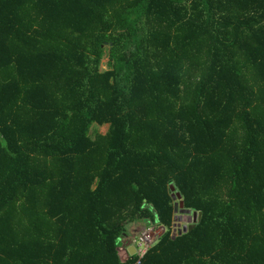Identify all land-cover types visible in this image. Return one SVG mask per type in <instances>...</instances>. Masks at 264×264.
I'll return each instance as SVG.
<instances>
[{"label": "trees", "instance_id": "trees-1", "mask_svg": "<svg viewBox=\"0 0 264 264\" xmlns=\"http://www.w3.org/2000/svg\"><path fill=\"white\" fill-rule=\"evenodd\" d=\"M136 223L142 264H264V0H0V264H123Z\"/></svg>", "mask_w": 264, "mask_h": 264}, {"label": "built area", "instance_id": "built-area-1", "mask_svg": "<svg viewBox=\"0 0 264 264\" xmlns=\"http://www.w3.org/2000/svg\"><path fill=\"white\" fill-rule=\"evenodd\" d=\"M184 224L175 222L172 226V236L175 238L183 229ZM165 229L158 224H150L149 227L142 228L138 235L133 238H125L120 240V245L117 248V255L120 262L127 263L130 259H135V264H142L144 258L149 251L158 244L161 237L164 235ZM134 248V255L129 254V250Z\"/></svg>", "mask_w": 264, "mask_h": 264}, {"label": "water", "instance_id": "water-1", "mask_svg": "<svg viewBox=\"0 0 264 264\" xmlns=\"http://www.w3.org/2000/svg\"><path fill=\"white\" fill-rule=\"evenodd\" d=\"M172 198L177 202L176 208L180 207V209H183L184 202L182 200V196L180 193L176 192L175 189L172 187ZM183 214V213H182ZM181 214V216H182ZM202 218V214L199 212H193L191 210H188L184 216L181 217L180 223H184L183 229L180 231L179 236H182L184 234H187L189 231L192 230L193 227H195ZM134 248L132 250H129V254L133 256Z\"/></svg>", "mask_w": 264, "mask_h": 264}, {"label": "rangeland", "instance_id": "rangeland-1", "mask_svg": "<svg viewBox=\"0 0 264 264\" xmlns=\"http://www.w3.org/2000/svg\"><path fill=\"white\" fill-rule=\"evenodd\" d=\"M108 62H109V59H108L107 56H105L104 58H102L101 63H100V68L102 70L108 68ZM107 128H108L107 126H104V127H101V128L93 127L91 129V136L94 133H99L101 135H104L106 133V131H107ZM181 214H182L181 212L178 213L179 218H177L175 220V222L180 223V219H181L182 216H184L185 213H183L182 216H181ZM145 226H146L145 224H141V223H136V224L131 225L130 230H129V232H130L129 233L130 238H133L135 235H138V233L140 232V230L142 229V227H145Z\"/></svg>", "mask_w": 264, "mask_h": 264}, {"label": "crops", "instance_id": "crops-1", "mask_svg": "<svg viewBox=\"0 0 264 264\" xmlns=\"http://www.w3.org/2000/svg\"><path fill=\"white\" fill-rule=\"evenodd\" d=\"M154 224H157V223H154ZM150 225L149 224H147L145 227H142V228H146V227H149ZM130 238V237H129ZM119 245H120V243H119Z\"/></svg>", "mask_w": 264, "mask_h": 264}]
</instances>
